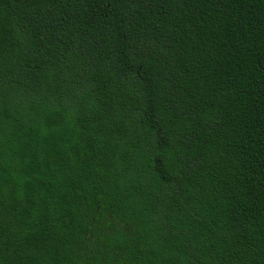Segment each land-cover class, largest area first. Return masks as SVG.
Masks as SVG:
<instances>
[{
	"label": "trees",
	"instance_id": "16d2710c",
	"mask_svg": "<svg viewBox=\"0 0 264 264\" xmlns=\"http://www.w3.org/2000/svg\"><path fill=\"white\" fill-rule=\"evenodd\" d=\"M0 264H264V0H0Z\"/></svg>",
	"mask_w": 264,
	"mask_h": 264
}]
</instances>
